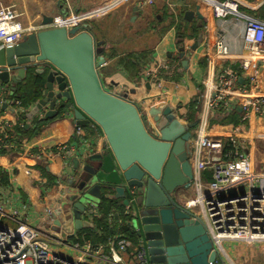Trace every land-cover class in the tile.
<instances>
[{
    "label": "built area",
    "instance_id": "1",
    "mask_svg": "<svg viewBox=\"0 0 264 264\" xmlns=\"http://www.w3.org/2000/svg\"><path fill=\"white\" fill-rule=\"evenodd\" d=\"M70 1L60 0V3L64 2L71 10ZM124 1L113 0L98 9L73 13L69 17L56 15L52 23L39 27H25L21 21L23 12L17 5H1L0 49L13 48L22 42L25 35L44 28L71 30L84 26L91 19L100 17L114 8L112 5L117 6ZM202 1L223 25L228 24V18H233L229 26L240 30L242 45L238 52H235L225 34H222L215 44L217 61L209 62L203 83L204 90L200 97L197 129L189 141L193 168L192 186L197 195L194 198L181 197V204L189 211L200 210L211 240L220 253L222 244L226 241L260 244L264 251V172H257L254 157L251 155L256 143L264 142L263 128L258 129L251 124L255 119L264 122V20L242 13L238 0ZM110 3L112 5H109ZM153 3L154 0L144 2L145 5ZM173 71L174 65L157 63L155 68L146 71L144 83H149L152 88L166 93V79L163 76H171ZM3 72H8L12 77L16 69L9 66L0 67V73ZM11 96L10 88H4L0 92V151L6 152L0 153V156L25 153L24 145L18 143V135L13 134V127L17 123L2 118V115L12 110L19 121V115L26 111L20 101ZM129 101L138 107L145 125L152 129L154 119L150 110L142 109L141 106L148 103L149 98L143 101ZM153 105L155 104L152 103L149 107ZM168 106L175 109L182 125L190 123L186 115H179L182 106L174 103ZM44 108V111L42 109L37 115L40 120H45L49 105ZM71 108L72 106L65 113L66 116L72 114ZM238 108L242 109L239 125L212 124L216 117L230 116ZM214 130L217 133H213ZM250 131L254 135L253 141L246 137ZM75 136L78 138V145L65 143L48 146L38 149L32 156L38 161L47 162L61 158L65 167L73 165L72 159H81L92 151L90 141L83 134V126L75 124ZM244 147H249L248 156L242 153ZM207 172L211 174L210 180L205 179ZM22 198L21 194L9 185H0V264H146L142 244H134L122 231L125 225L129 226L130 220L127 221L124 216L130 217V207L115 208L109 213L106 221L111 232L105 242L93 243L92 239L85 238L87 233L80 235L77 231L65 239L55 240L52 237L53 231L46 234L19 219L20 212L14 204H22L25 210L26 205L23 204ZM54 210L55 208L46 210L50 218L49 226ZM102 218L99 206L92 204L81 217L83 221L93 223L97 228V223ZM10 222L15 226H11ZM96 233L103 236L101 228H98Z\"/></svg>",
    "mask_w": 264,
    "mask_h": 264
},
{
    "label": "water",
    "instance_id": "2",
    "mask_svg": "<svg viewBox=\"0 0 264 264\" xmlns=\"http://www.w3.org/2000/svg\"><path fill=\"white\" fill-rule=\"evenodd\" d=\"M196 16L204 19L200 7L186 11L184 17L192 22ZM52 22L49 17L43 24ZM103 46L86 24L71 30L44 28L25 35L13 48L0 49V67L16 69L12 77L0 73V82L18 85L32 70L45 76L43 98L28 113L30 120L48 105L45 120L56 118L58 107L70 103L75 123L96 126L105 139V152L72 159L76 176L67 181L69 194L51 215V225L62 233L53 231L52 237L60 240L76 231L97 232L93 223L81 219L82 213L107 198L118 201L120 208L130 207L129 227L142 244L146 264H219L221 253L207 225L171 197L176 188L192 186L187 149L198 121L182 125L172 106L159 104L150 108L154 126L148 129L127 94L103 86L98 72L106 65ZM179 58L187 70L184 49L179 50ZM146 88H151L149 83ZM47 171L56 178L63 175L50 166Z\"/></svg>",
    "mask_w": 264,
    "mask_h": 264
},
{
    "label": "crops",
    "instance_id": "3",
    "mask_svg": "<svg viewBox=\"0 0 264 264\" xmlns=\"http://www.w3.org/2000/svg\"><path fill=\"white\" fill-rule=\"evenodd\" d=\"M110 1L113 0H71L70 6L73 13L90 12ZM145 1L146 0H125L117 6L110 3L109 5H112L111 7L114 8L110 9L106 14L89 21V23L94 22L96 24H102L99 39H97V36L91 29L92 27L89 25L92 34L99 42H103L104 44V53L102 55L106 59V65L102 68L114 67L113 74H111L107 80V90L113 93L118 92V90L121 92L122 90V93L127 94V99L137 101H143L145 97L148 98V96L157 92L160 95L164 94L162 100H160L157 105L165 104L163 100L169 102L170 105L174 103L182 106L183 104L181 103L185 102L189 104L198 95V85H203L204 83L209 68V62L217 61V57L215 56V44L217 39L222 34H225L230 44L234 47L235 52H238V49L242 45L239 36L240 30H235L229 26V23L233 22V18L231 17L228 18V20H230L228 24L226 23L223 25L221 21L213 16L212 12L202 0H154L152 5H145ZM238 1L241 3L240 10L242 13L264 20V13L261 12L264 8V0ZM1 5H17L23 12L21 21L26 27H39L43 24L45 19L48 20L49 17L63 15L60 0H0V6ZM170 5L173 6L171 12L169 10ZM184 6L187 7V10L191 11H196L198 7H200V12L204 16L203 20H200L196 16L194 20L190 22L191 26H202L203 30L200 38L196 42L192 40L186 42L185 53L189 61L188 69H184L182 65L183 60H181L180 64L183 69L179 70L181 71L180 80H166L164 84L166 93L159 91L155 87H151L150 89L146 88L144 90L145 84H147L146 82L144 83L146 71L155 68L157 63H166L170 66L175 64L176 61L173 60V57H179V48L177 46L174 29L163 34L162 28H159L160 39L156 40L152 39L153 35L147 33L145 28L141 27V29H145L143 32L135 29V27L138 23L140 24L142 18L144 19L146 16L143 13L156 12L164 9H166L165 14L176 15L177 21L179 22L178 15L180 14V8ZM135 8H137V11H135ZM158 20L160 21V18L157 17V21ZM129 22L130 24L132 23V25L134 22H137V24L134 25L135 27H131L128 25ZM227 27L229 30H227ZM139 31L144 35H140L141 33H139ZM195 44H198L196 49H194ZM143 53H148L150 55L149 59H147V65L142 68L141 79L133 78L122 70V68H119L117 63L120 58H124L131 54L140 55ZM203 61L205 63V68L201 66V62ZM172 76L173 75L169 77ZM142 83H144V85ZM10 85L16 86L13 84ZM34 107L35 104L29 109H25L26 117ZM2 118L3 120L18 123L16 115L12 110L2 115ZM34 119L30 120L27 117L28 128H35L33 124ZM75 124L72 114L62 119L51 120L43 125L41 132L37 136L33 138L23 137L21 139L25 153H13L0 156V170L6 171L9 174V187L14 188L21 194L23 197V204L26 205V209L24 210L22 204L18 202L14 204V207L20 212V220L26 221L33 226L47 225L49 224L50 218L46 214V210L48 208L56 209L58 204L67 198L69 188L65 178L68 180L71 176L73 178L76 176L73 165L65 167L61 158H55L50 162L38 161L33 158L32 154L38 151V149L48 146H56L65 143H74L78 145L79 141L75 136ZM251 124L252 127L256 126L258 129L263 128L264 130V122H261V120L255 119ZM85 128L86 138L90 141L92 146V151L89 153V156L105 152V139L100 129L92 124L85 126ZM213 133H217V131L214 130ZM253 136L252 131L246 134L248 140L251 141L254 140ZM254 150L255 148L251 151L252 156H254ZM48 166H50L51 170L54 172H61L64 174V171H66V174L62 175L61 178H56L49 172L51 176H48L43 172V168L47 169ZM205 179L208 180L206 175ZM186 196L190 197L188 194ZM9 224L15 226L12 222ZM241 245L247 246V244L242 242H224L222 244V257L220 258L219 264H264V251L261 247L256 248V245H249L255 253L261 251V254H257L259 255L258 258H261L263 261L256 263L254 258L252 259L246 254L247 250L238 251Z\"/></svg>",
    "mask_w": 264,
    "mask_h": 264
},
{
    "label": "trees",
    "instance_id": "4",
    "mask_svg": "<svg viewBox=\"0 0 264 264\" xmlns=\"http://www.w3.org/2000/svg\"><path fill=\"white\" fill-rule=\"evenodd\" d=\"M187 7L180 8V14L177 17L173 15H167L165 16L171 20L170 25L168 28H164L162 33L166 34L169 30L172 28L176 29V40H177V46L180 49L185 50L186 42L187 41H197L200 38V35L202 33L203 27L193 25L191 26V23L185 20V13H186ZM262 13H264V8L261 10ZM261 13V14H262ZM191 26V27H190ZM148 53H143L140 55H128L124 58H120L119 62L117 63L119 65V68H122L125 72H127L131 77L141 79V72L142 68L147 65V59H149ZM179 55V54H178ZM173 60L176 61L174 65V71L173 76H163L166 80H172V81H179L181 76V71L183 67L180 64L181 59L176 56V58L173 57ZM205 63L204 61L201 62V66L204 67ZM205 68V67H204ZM105 69V68H100ZM114 71V67L111 68ZM45 76L36 74L33 70L27 75L26 79L21 82L20 84L16 86L10 85V92L12 94L11 98L19 100L22 108L29 109L32 105L36 104L43 98V91L45 89ZM198 88L201 89V92H199V95H197L194 100H192L188 104V108L190 109L191 113L187 115V120L190 123L198 121L197 114L200 112V97L204 90V86L202 84L198 85ZM146 89V84L145 88ZM71 104L67 103L65 105H60L58 107L59 114L56 118L50 119V120H34L33 124L35 128H26L27 125V117L25 113H22L19 115V121L15 126L13 127V134L18 135V143H21V139L23 137H30L33 138L34 136H37L41 130L44 124L48 123L51 120L55 119H62L64 117V114L70 109ZM241 122V115L240 112L237 110L234 114L230 116H218L215 119H213L212 124H217L220 126L224 125H239ZM21 136V137H20ZM1 154L6 153L5 150L0 151ZM43 172L47 174L48 176H51L50 173L47 171L46 168H43ZM206 178L208 180L211 179V174L208 172L206 174ZM0 184L3 186H8L10 184L9 180V174L6 171L0 170ZM120 208L119 202L116 200H110L107 198H103V200L99 204V210L102 214L103 218L101 221H98L97 225L98 228H102L103 230V236H98L97 233L88 230V236L85 237L87 240H90L92 238L93 243H99V242H105L107 239V235L111 232L109 229V226L107 224V217L109 213L115 209ZM124 218L129 221V216H124ZM101 225V226H100ZM123 233H125L126 237L131 240L134 244H137L138 239L136 237L135 232L128 226L125 225L122 228ZM86 232V231H85ZM81 235V234H80ZM93 235L92 237H90Z\"/></svg>",
    "mask_w": 264,
    "mask_h": 264
},
{
    "label": "rangeland",
    "instance_id": "5",
    "mask_svg": "<svg viewBox=\"0 0 264 264\" xmlns=\"http://www.w3.org/2000/svg\"><path fill=\"white\" fill-rule=\"evenodd\" d=\"M61 5H62V8L61 9H63L65 11L64 12L63 10H61L62 11V14L66 13V15H68V16H71V14H73V12L70 10V8L68 7L67 4H65L64 2H62ZM169 10H170V12L172 11L171 5L169 7ZM165 12H166V9L161 10V11H156V12L143 13L146 16L144 17V19L142 18L140 24L139 23L137 24V22L136 23L134 22V24L132 25V23L130 24V22H129L128 25L131 26V27H135L134 25L137 24V26L135 27V29L140 30V31H143V30L146 29L147 33L153 35L152 36V39L159 40L160 39V35H159L160 29L159 28H162V31H163V29L164 28H168V26L171 23V20L165 16ZM157 17L160 18V21L159 20L157 21ZM88 23H89V21L87 22V24ZM89 25L92 27L91 29L93 30V33H95V35L97 36V39H99L100 38V35H101L100 34V32H101L100 30H102V27H101L102 24H96L94 22H90L88 24V26ZM141 27L142 28H145V29H141ZM140 31H139V33H141ZM175 33H176V30H175ZM140 35H144V34L141 33ZM99 50H100V52L102 51L101 49H99ZM112 70L113 69H111V67H106L105 69H100L99 68V70H98V72L100 74V77L102 79L103 86L106 89H107V86H108V81H107L109 79L108 77H110V75L113 74V72H114ZM3 84L4 83H0V92L4 88H7V89L10 88V84H4V86H1ZM199 92H201V89L197 88L198 95H199ZM145 98H147V97H145ZM148 98H149V102L148 103H145L144 105L141 104L142 109L143 108H147L148 110H150L149 105L152 104V103H154L155 105H157V103H159V101L162 100V95H160L157 92H155L153 95L148 96ZM163 101H164V103H165L166 106L169 105V102H167L166 100H163ZM181 104H183V105H182L181 110L179 111V115L180 116H183V117L185 115L186 116L189 115L191 113V111L188 108V104L186 102L185 103H181ZM44 109H43V111H44ZM65 116L66 115L64 114V117ZM198 117H199V112L197 114V118ZM39 118H40L39 116H36V118L34 120H40ZM229 125H231V124H228L227 126H229ZM86 128H88V127H86ZM86 128H85V126H83V134L84 135H85ZM196 129L197 128H194V131H193L194 134L196 132ZM188 149L191 150L190 147ZM254 152L255 153H254V156L253 157H254V163H255V167L257 169V172H264V142H258V143H256V147H255ZM242 153L245 156H248L249 153H250L249 147H244ZM64 174H66V171H64ZM65 180H66V182L68 181L66 178H65ZM187 193H188V195H190L191 198H194L197 195V191H196V189L194 187H192L191 189L187 190ZM89 203H94V202L90 201ZM190 213L193 214L196 218H198L203 224H206L205 218L203 217V214L200 212V210L196 209V210L190 211ZM65 217H66V214L62 216V219H64ZM130 220H132V218ZM34 227L36 229L40 230V231H46V232H48V231H54L55 233H58V234H61L62 233L60 228H57L56 226H53V225L49 226L47 224V225H44V226L38 225V226H34ZM88 232H90V231L84 230V231H80V234L82 235V234L88 233ZM92 236L93 235H91L90 237H92ZM257 247H261L262 248V246L260 244H256V248ZM244 250H247L246 251V254H248L252 259L254 258V261L256 263H259L260 261H263L261 258H258L259 255L257 254V253H260L261 251H257L255 253L254 250L249 246V244H247V246H242L241 245V247L238 248V251H244ZM219 254H220V252H219ZM253 255H255V256H253ZM221 257L222 256L220 254V257L219 258H221ZM133 264H136V263H133Z\"/></svg>",
    "mask_w": 264,
    "mask_h": 264
},
{
    "label": "flooded vegetation",
    "instance_id": "6",
    "mask_svg": "<svg viewBox=\"0 0 264 264\" xmlns=\"http://www.w3.org/2000/svg\"><path fill=\"white\" fill-rule=\"evenodd\" d=\"M173 16H175L176 17V15H173ZM159 18V17H158ZM159 30V29H158ZM194 131V130H193ZM193 131H192V135H191V138L193 137V135H194V133H193ZM191 140V139H190ZM189 147H190V145H189ZM188 147V148H189ZM187 151H188V159H189V162H190V164H191V166H192V163H191V161H190V150L189 149H187ZM192 171H193V168H192ZM193 186H191V188H192ZM190 188V189H191ZM188 193H187V190H185L184 188H176L175 190H174V192H173V194L171 195V197L174 199V200H176V201H178V202H180L181 201V197L183 196H186Z\"/></svg>",
    "mask_w": 264,
    "mask_h": 264
}]
</instances>
